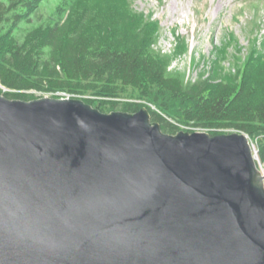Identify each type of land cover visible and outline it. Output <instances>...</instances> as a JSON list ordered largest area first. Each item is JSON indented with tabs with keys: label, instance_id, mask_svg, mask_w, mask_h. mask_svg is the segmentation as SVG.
Instances as JSON below:
<instances>
[{
	"label": "water",
	"instance_id": "water-1",
	"mask_svg": "<svg viewBox=\"0 0 264 264\" xmlns=\"http://www.w3.org/2000/svg\"><path fill=\"white\" fill-rule=\"evenodd\" d=\"M0 264H264L257 151L145 107L0 94Z\"/></svg>",
	"mask_w": 264,
	"mask_h": 264
},
{
	"label": "trees",
	"instance_id": "trees-1",
	"mask_svg": "<svg viewBox=\"0 0 264 264\" xmlns=\"http://www.w3.org/2000/svg\"><path fill=\"white\" fill-rule=\"evenodd\" d=\"M47 1L0 0V93L7 99L34 90L65 93L102 113L145 107L165 134L243 133L264 165V42L253 38L246 54L225 48L210 71L191 79L172 68L188 43L176 35L169 53L160 50V27L134 11L132 0H124L118 20L85 15L80 0H63L44 18Z\"/></svg>",
	"mask_w": 264,
	"mask_h": 264
},
{
	"label": "rangeland",
	"instance_id": "rangeland-1",
	"mask_svg": "<svg viewBox=\"0 0 264 264\" xmlns=\"http://www.w3.org/2000/svg\"><path fill=\"white\" fill-rule=\"evenodd\" d=\"M62 1L48 0L44 4L43 17L55 11ZM80 1L85 15L93 11L105 19L118 20L125 9L124 0ZM132 9L143 16H151L158 24L161 37L157 47L163 52L173 49L176 35L188 43L187 54L176 60L172 68L184 71L191 79L210 71L213 61L225 48L233 52L232 48L237 47L246 54L253 38L258 45L264 42V0H132ZM68 14L67 10L65 16ZM224 65L227 67L228 62ZM263 65L260 71L264 70ZM23 94L21 98L10 100L31 101L49 96L41 97L42 94L34 90ZM260 165L264 172V165Z\"/></svg>",
	"mask_w": 264,
	"mask_h": 264
},
{
	"label": "built area",
	"instance_id": "built-area-1",
	"mask_svg": "<svg viewBox=\"0 0 264 264\" xmlns=\"http://www.w3.org/2000/svg\"><path fill=\"white\" fill-rule=\"evenodd\" d=\"M59 95L61 96V97H59V98H66V99L71 98L69 95H67V94H65V93H59ZM48 97H49V96H48Z\"/></svg>",
	"mask_w": 264,
	"mask_h": 264
},
{
	"label": "bare ground",
	"instance_id": "bare-ground-1",
	"mask_svg": "<svg viewBox=\"0 0 264 264\" xmlns=\"http://www.w3.org/2000/svg\"><path fill=\"white\" fill-rule=\"evenodd\" d=\"M51 14V13H50ZM21 98V97H20ZM260 167H261V165H260Z\"/></svg>",
	"mask_w": 264,
	"mask_h": 264
}]
</instances>
